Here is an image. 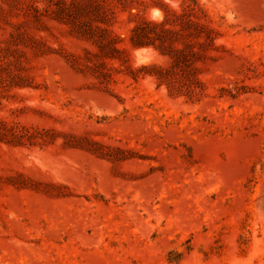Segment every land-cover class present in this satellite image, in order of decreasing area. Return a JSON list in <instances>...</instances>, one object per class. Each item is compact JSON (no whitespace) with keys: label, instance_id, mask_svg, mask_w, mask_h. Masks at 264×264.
Segmentation results:
<instances>
[{"label":"rangeland","instance_id":"obj_1","mask_svg":"<svg viewBox=\"0 0 264 264\" xmlns=\"http://www.w3.org/2000/svg\"><path fill=\"white\" fill-rule=\"evenodd\" d=\"M0 264H264V0H0Z\"/></svg>","mask_w":264,"mask_h":264},{"label":"clouds","instance_id":"obj_2","mask_svg":"<svg viewBox=\"0 0 264 264\" xmlns=\"http://www.w3.org/2000/svg\"><path fill=\"white\" fill-rule=\"evenodd\" d=\"M153 18L154 19H159L160 21H162L163 20V15L159 11H156V12H154Z\"/></svg>","mask_w":264,"mask_h":264}]
</instances>
